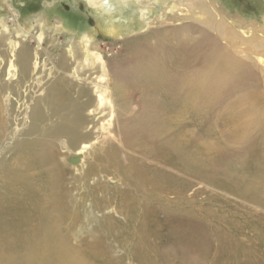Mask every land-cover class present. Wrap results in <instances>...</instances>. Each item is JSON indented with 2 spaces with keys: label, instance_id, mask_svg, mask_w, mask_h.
<instances>
[{
  "label": "bare ground",
  "instance_id": "6f19581e",
  "mask_svg": "<svg viewBox=\"0 0 264 264\" xmlns=\"http://www.w3.org/2000/svg\"><path fill=\"white\" fill-rule=\"evenodd\" d=\"M59 1L68 6L67 12L73 2H80ZM82 1L85 6L81 13L93 23L79 28L71 16L58 15L61 27L57 28L74 33L79 41L77 50L63 45L59 53L57 46L55 50L43 46L41 25L31 34L18 22L12 1L0 0V6L9 11L10 21L7 25L0 22V264H112L100 246L102 238L88 239L87 234H80L79 227L85 225L90 213L84 205L95 214L109 208L116 197L119 211L101 213L106 215L102 221L105 229H110L107 234L117 238L110 221L114 214L134 221V197L117 188L107 196L103 179L121 176V181L134 186L146 184L147 179L132 168L121 167L115 159L117 149L134 145L135 132H151L155 111L169 105L174 87L187 84L225 90L245 85L254 72L242 57L227 51L218 57L216 39L208 31L182 37L174 44L169 41L170 34H181L190 27L180 20L191 17L203 24L213 15L208 0H173L164 9H174L176 18L168 20L161 13L159 25L152 17L168 0ZM146 36L148 41L141 40ZM105 41L110 42L107 51L101 43ZM118 43L121 52L114 50ZM126 55L134 58L130 67L120 58ZM261 60L256 55L252 61L264 69L258 64ZM204 65L208 67L199 69ZM125 71L138 78L143 89L140 101L145 112L138 114L136 127L123 125L118 119L125 99L122 89L127 87L123 88ZM259 156L264 160V150ZM67 169L73 171L67 174ZM262 175L264 181V171ZM157 185L158 193H179L180 188ZM161 197L157 198L156 211L162 209L178 227L181 218L195 212L192 201L191 207L179 213L170 205L162 207L170 201ZM152 209L149 205L143 208L139 219H149ZM260 237L264 241L263 235Z\"/></svg>",
  "mask_w": 264,
  "mask_h": 264
},
{
  "label": "rangeland",
  "instance_id": "374dc122",
  "mask_svg": "<svg viewBox=\"0 0 264 264\" xmlns=\"http://www.w3.org/2000/svg\"><path fill=\"white\" fill-rule=\"evenodd\" d=\"M11 1L21 26L24 25L33 34L40 30L41 25L44 31L43 46L52 50L59 47V53L63 45L77 50L79 41L74 33L57 28L61 27L58 15L71 16L73 25L79 28L91 27L93 23L91 17L86 18L81 13L85 6L82 0L79 4L73 2L68 12L64 8L66 6L56 5L58 0ZM146 1L152 0H141ZM172 1H166L159 10H155L152 18L156 17V24L160 23L161 13L166 19L176 18L174 9H164ZM208 2L212 3L210 9L213 15L204 19L207 23L199 24L191 17L180 20L190 27L182 29V35L170 34L169 41L174 44L182 37L191 38L202 30L208 31L216 39L218 57L226 51L233 57H242L254 72L241 87L225 90L187 84H184L186 87H174L168 97L169 105L155 111L153 117H156V122L151 125V132L142 134L137 131L134 145L126 146V150L123 147L120 148L122 150L117 149L115 159L120 161L121 167L132 168L140 177L147 179L146 184L139 186L121 181V176L110 175V179H103L107 196L113 192L112 188H117L119 192L134 197V201H131L136 212L134 221L130 222L124 214H114L110 221L116 227L112 230L118 234L117 238L107 234L110 229H105L102 220L106 215L113 214L112 209L119 211L115 204L118 200L116 197L109 208L103 209L105 214L110 212L102 215L103 218L102 212L94 214L88 204L84 205L90 213L85 217L87 224L79 227L80 234H87L88 239L94 236L102 238L100 246L106 250L112 264H264V241L260 237H264V160L259 156L264 150V69L252 61L256 55L260 56L262 60L258 64L264 67V0ZM8 14V9L0 6V22L3 20L7 22L6 25L9 24ZM146 37L141 40L148 41L150 37ZM101 43H104L103 48L107 51L110 42ZM119 45H114V50L121 52ZM120 58L126 67H130L134 60L129 55H126L128 60L124 56ZM205 67L208 66L199 69ZM128 72L125 71L124 75L127 76L123 77V88L127 87L122 89L125 99H120V102L123 99L124 102H121L118 119L123 125L136 127L138 114L141 116L145 112L144 102L140 101L143 89L139 85L140 80L130 77ZM134 83L139 88L137 85L135 88ZM140 103H143V108ZM161 147L158 154L152 153ZM91 158L88 155L89 161H93ZM102 164L106 165L105 162ZM71 170L67 169V174ZM157 183L180 188L177 189L179 193H158ZM160 196L165 198V202L170 201L162 207L170 205L172 211L179 212L191 207L189 201H192L196 206L195 212L181 218L178 227L162 209L156 211ZM148 205L155 209H152L155 214L142 221L139 215ZM142 228H145V232L141 231ZM78 237H73L74 242Z\"/></svg>",
  "mask_w": 264,
  "mask_h": 264
},
{
  "label": "flooded vegetation",
  "instance_id": "af4514ba",
  "mask_svg": "<svg viewBox=\"0 0 264 264\" xmlns=\"http://www.w3.org/2000/svg\"><path fill=\"white\" fill-rule=\"evenodd\" d=\"M71 1V0H70ZM56 5L58 6V5H61V6H66V7H64L65 9H68V6L66 5V4H64L62 1H59L58 3L56 2ZM53 6H55V5H53Z\"/></svg>",
  "mask_w": 264,
  "mask_h": 264
}]
</instances>
